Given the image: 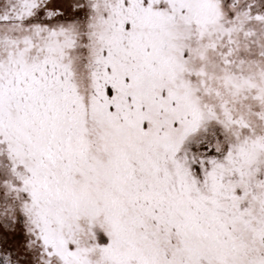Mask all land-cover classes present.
Wrapping results in <instances>:
<instances>
[{
  "label": "snow or ice",
  "instance_id": "6c2138e0",
  "mask_svg": "<svg viewBox=\"0 0 264 264\" xmlns=\"http://www.w3.org/2000/svg\"><path fill=\"white\" fill-rule=\"evenodd\" d=\"M0 264H264V0H0Z\"/></svg>",
  "mask_w": 264,
  "mask_h": 264
}]
</instances>
